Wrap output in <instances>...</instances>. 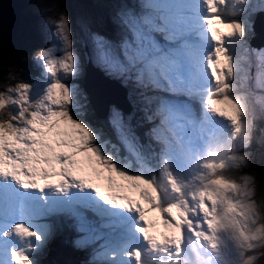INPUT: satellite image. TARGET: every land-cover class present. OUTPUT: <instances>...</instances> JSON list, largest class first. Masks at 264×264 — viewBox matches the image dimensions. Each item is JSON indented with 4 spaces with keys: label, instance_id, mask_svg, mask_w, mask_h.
<instances>
[{
    "label": "snow or ice",
    "instance_id": "snow-or-ice-1",
    "mask_svg": "<svg viewBox=\"0 0 264 264\" xmlns=\"http://www.w3.org/2000/svg\"><path fill=\"white\" fill-rule=\"evenodd\" d=\"M138 3L119 13V42L93 37V58L138 96L148 143L119 111L117 143L80 115L66 12L33 57L43 80L0 90V264H41L57 222L81 234L77 247L103 241L91 264L264 262V196L244 171L264 143V96L257 111L244 90L264 0ZM257 60L264 89V50Z\"/></svg>",
    "mask_w": 264,
    "mask_h": 264
},
{
    "label": "rangeland",
    "instance_id": "rangeland-1",
    "mask_svg": "<svg viewBox=\"0 0 264 264\" xmlns=\"http://www.w3.org/2000/svg\"><path fill=\"white\" fill-rule=\"evenodd\" d=\"M31 0V5L29 8L25 9L24 13L27 18L24 23V28L21 32L18 33L17 40L20 41L22 47H32L35 51V48L40 49L49 47L53 42L54 38L52 35L53 29L48 23L50 18H55L59 15L60 12H66L70 8L72 13L67 14L71 21V30L73 38V47L80 60V71L84 69V82L79 83L75 79H71L69 83L74 85L77 88L79 94L80 104L83 107L80 109V115L84 113L86 108V103L88 95L94 104L96 112L103 117H106L108 125H111V117L113 111H119L126 122H129L135 131L136 124L146 126V129L149 130L153 125L148 123L145 119V113L143 111V105L139 101L138 96L134 93L132 87L120 78L109 74L102 66L98 65L93 58V37L101 36L104 39L111 42H119L122 37V29L118 23L119 13L126 8H138V0ZM14 2V1H12ZM85 2V3H83ZM1 3H4L3 0H0ZM254 4H259L260 0H253ZM20 9V8H19ZM263 15V14H261ZM260 16V15H259ZM7 17V13L4 15V18ZM260 22L257 23L258 30ZM1 32V31H0ZM3 33V32H2ZM253 33L252 27L251 31L248 34L246 39L247 47L249 48V64H246L245 67L248 69L249 80L247 88L244 89L250 94V101L255 105L257 111L260 110V104L256 103L257 97L264 96V89L258 88L256 86V74H257V54L264 50V45L259 43V46L252 45L249 42V37ZM253 41H259L253 39ZM21 52V51H20ZM37 53V52H36ZM34 56H31L32 62H27L26 65L19 66V74L22 76L23 81L31 82L36 78L43 80L42 72L43 69L38 66V63L33 59ZM21 58V57H20ZM7 64L6 72L8 71L9 75L17 74L18 72L14 67V64ZM34 67V68H33ZM41 68V69H40ZM5 77V76H4ZM99 80L102 84H109L117 88L120 92L121 89H126V98L131 102L133 106L123 110L115 103H110L103 111L97 109L94 98L90 90L91 78ZM11 85L10 83L5 85V88ZM14 85V84H13ZM125 87V88H124ZM4 88V89H5ZM121 88V89H120ZM3 90V89H0ZM133 91V93H131ZM90 92V94H89ZM130 93V94H129ZM108 94V92L102 93L100 95ZM163 94V93H162ZM168 95V94H163ZM117 98V97H116ZM181 99H184L181 97ZM106 101L105 98H103ZM116 101L126 108V103L117 98ZM93 107V106H92ZM102 107V106H101ZM198 108L199 105L197 104ZM102 109V108H101ZM133 113V116H132ZM85 120L86 118L83 117ZM263 122L260 128H264V119H261ZM112 126V125H111ZM95 128V127H94ZM96 129V128H95ZM103 134L105 139H110L113 143H117L116 133L114 140L109 137L107 130L97 129ZM115 132V131H114ZM136 133V131H135ZM257 137L260 136V132L256 133ZM144 143V142H142ZM146 144V143H145ZM252 159L251 165L249 168L244 169V171H251L255 173L260 181L259 175L264 171V143H253L251 147ZM259 196H264V189L258 190ZM44 222V221H41ZM80 236L81 234L78 233ZM77 237V239L79 238ZM76 239V240H77ZM103 241H98L94 244L95 249ZM87 247V246H86ZM82 248V247H81ZM84 248V247H83ZM70 251L68 250V254ZM58 255V256H57ZM57 256V257H56ZM63 259V255L53 254V264H58L60 261L58 259ZM88 260V258L86 259ZM51 263V264H52ZM264 264V262H262Z\"/></svg>",
    "mask_w": 264,
    "mask_h": 264
},
{
    "label": "trees",
    "instance_id": "trees-1",
    "mask_svg": "<svg viewBox=\"0 0 264 264\" xmlns=\"http://www.w3.org/2000/svg\"><path fill=\"white\" fill-rule=\"evenodd\" d=\"M77 1L82 2L81 0H77ZM30 5H31V0H21L20 10H19L20 24L18 29L15 30L13 35L8 39H4L0 36V89H4L6 84L8 85L10 83L11 85H13L18 81H23V78L18 71L19 66L26 65L27 62H32L31 56H34L36 52H38L37 48H35L36 52H34L32 47H28V48L22 47L20 41L18 42L17 40L18 33L21 32V30H23L25 20H27L25 19L27 18L26 17L27 15L25 16L24 11L25 9L29 8ZM69 13H72L70 8L67 11V14ZM253 16L251 17V20ZM3 62H7L8 64H14V67L16 68L18 75L17 74L9 75L8 71L6 72L7 64H4ZM83 73H84V69H81V72H79V74L75 78V80H78L79 83L82 84L84 82ZM131 93H133V91ZM85 103H86V108L84 110V114L88 122L96 129L100 128L105 131L107 130V134L109 135V137L114 140L115 137L114 129L112 128L111 125H108L106 117L98 116L96 110L92 107V104L90 103L89 100L88 102ZM129 103L131 104L130 101ZM131 106L133 105L131 104ZM258 123H259V127H261L263 122L260 120L258 121ZM134 128L136 134L140 137L141 142L148 143L149 142L148 138L145 135V133L148 132L146 126L136 124ZM258 175L260 178L259 189L261 188L264 189V171H262V173ZM77 237H78L77 232L74 230V228L70 226V224L57 222L54 235L49 240L44 254L40 257L41 264H51L53 262V254L63 255V259L57 258L60 261L58 264H85L87 255L83 247L81 248L76 246L75 241ZM68 250L70 251L69 254H68ZM86 250L88 249L86 248Z\"/></svg>",
    "mask_w": 264,
    "mask_h": 264
},
{
    "label": "water",
    "instance_id": "water-1",
    "mask_svg": "<svg viewBox=\"0 0 264 264\" xmlns=\"http://www.w3.org/2000/svg\"><path fill=\"white\" fill-rule=\"evenodd\" d=\"M3 2L4 3H1V4H6V8L4 9V11L7 13V17L4 18L2 16L3 14H2V9H1L0 10V21L2 19L3 23H2V26H0V31H1L0 36L4 39H8L13 35L14 31L17 30L19 27V24H20V20H19V16H20L19 10L20 9L19 8H20L21 0H3ZM257 16H258V22H260L259 18L264 19V11H257L255 13L253 20L251 22L253 33L250 35L249 41L252 45L259 46L260 42L262 45L264 44V28H261V25L260 26L258 25L260 27V30H258V27L256 24ZM253 39L259 40L258 43H255Z\"/></svg>",
    "mask_w": 264,
    "mask_h": 264
},
{
    "label": "bare ground",
    "instance_id": "bare-ground-1",
    "mask_svg": "<svg viewBox=\"0 0 264 264\" xmlns=\"http://www.w3.org/2000/svg\"><path fill=\"white\" fill-rule=\"evenodd\" d=\"M6 8V4H1L0 6V10L2 9V16L4 17V15L6 14V12L4 11V9ZM11 8V6H10ZM256 24L258 23V16L256 17ZM260 24H261V28H264V19L259 18ZM2 19L0 21V26H2ZM255 43H258L257 41H255ZM264 45V44H263ZM90 84V90L91 93L93 95L94 98V103L97 107L98 110L103 111L110 103H115L117 106H119L120 108H122L123 110H126L127 108L129 109L131 104L129 103V100L126 98V90L125 89H121L122 92H120L117 88L109 85V84H102L99 80L95 79L94 77L91 78V82ZM106 89V92H108V94H104L103 96L100 95L101 92L104 93ZM122 99L125 103H126V108H124L121 104H119L116 99L117 98ZM103 98L106 99V101L103 100ZM102 106V107H101ZM102 108V109H101Z\"/></svg>",
    "mask_w": 264,
    "mask_h": 264
},
{
    "label": "clouds",
    "instance_id": "clouds-1",
    "mask_svg": "<svg viewBox=\"0 0 264 264\" xmlns=\"http://www.w3.org/2000/svg\"><path fill=\"white\" fill-rule=\"evenodd\" d=\"M76 77H77V76H76ZM76 77H75V78H76ZM75 78H73V79H75ZM76 81H77V80H76ZM196 105H197V104H196ZM196 105H195V106H196ZM90 247H91V245H88V246H87V249L90 248Z\"/></svg>",
    "mask_w": 264,
    "mask_h": 264
}]
</instances>
